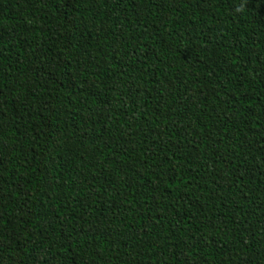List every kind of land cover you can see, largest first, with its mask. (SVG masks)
<instances>
[{
    "label": "trees",
    "instance_id": "1",
    "mask_svg": "<svg viewBox=\"0 0 264 264\" xmlns=\"http://www.w3.org/2000/svg\"><path fill=\"white\" fill-rule=\"evenodd\" d=\"M0 264H264V0H0Z\"/></svg>",
    "mask_w": 264,
    "mask_h": 264
}]
</instances>
